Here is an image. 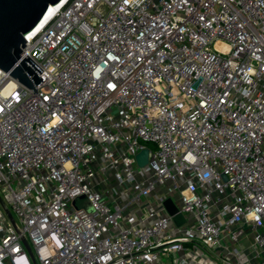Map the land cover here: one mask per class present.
Returning <instances> with one entry per match:
<instances>
[{
	"label": "built area",
	"instance_id": "obj_1",
	"mask_svg": "<svg viewBox=\"0 0 264 264\" xmlns=\"http://www.w3.org/2000/svg\"><path fill=\"white\" fill-rule=\"evenodd\" d=\"M24 40L0 264H264V0H67Z\"/></svg>",
	"mask_w": 264,
	"mask_h": 264
},
{
	"label": "water",
	"instance_id": "obj_2",
	"mask_svg": "<svg viewBox=\"0 0 264 264\" xmlns=\"http://www.w3.org/2000/svg\"><path fill=\"white\" fill-rule=\"evenodd\" d=\"M65 0H0V71L19 84L36 92L35 87L42 80L39 78L42 70L21 49L25 46L24 36L35 31L46 19L50 7L62 4ZM139 165L148 162V151L144 150L138 157ZM226 180V177H224ZM6 215L14 224V220L0 199ZM73 205L90 212V205L84 198H78ZM170 215L177 213L176 207L166 202ZM178 225L185 221L176 217ZM30 254V251L28 249Z\"/></svg>",
	"mask_w": 264,
	"mask_h": 264
},
{
	"label": "bare ground",
	"instance_id": "obj_3",
	"mask_svg": "<svg viewBox=\"0 0 264 264\" xmlns=\"http://www.w3.org/2000/svg\"><path fill=\"white\" fill-rule=\"evenodd\" d=\"M67 0H65L62 4H59V5H56V6H51L50 7V10H49V13L46 17V19L42 22V24L35 30L32 32L33 33H36L37 31H39L44 25L45 23L50 19V17L53 15V13L58 9L60 8Z\"/></svg>",
	"mask_w": 264,
	"mask_h": 264
}]
</instances>
